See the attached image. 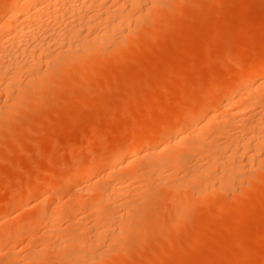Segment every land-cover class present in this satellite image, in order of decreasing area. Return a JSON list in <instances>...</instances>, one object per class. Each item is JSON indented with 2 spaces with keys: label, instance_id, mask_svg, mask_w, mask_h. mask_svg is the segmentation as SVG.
<instances>
[{
  "label": "rangeland",
  "instance_id": "rangeland-1",
  "mask_svg": "<svg viewBox=\"0 0 264 264\" xmlns=\"http://www.w3.org/2000/svg\"><path fill=\"white\" fill-rule=\"evenodd\" d=\"M173 1L164 0V3L156 6H147L149 13L148 20L144 22L146 27L143 24L144 27L141 29L144 31H137L139 36L135 38V43L128 52L114 53L115 56L109 57V61L108 59L103 61V65H95L97 67L88 71L90 74L86 73L89 75L87 78H81L80 81L76 79L80 84L72 81L71 84H77L63 87L65 86L63 83L62 87L60 85L58 87V84L54 85V88L49 87V92L40 95L36 102H32L33 105L31 101L34 100L26 99L19 105V109L5 112V116L0 119V226L5 229L8 227L6 229L8 230L9 227L11 229L17 225L21 226L23 222L26 223L22 226L23 235L17 239L19 242L0 251V264L10 259L9 252H14L12 256H18L14 258L16 262L13 264H25L23 263L25 253L28 255L39 249L45 232L50 233V229H53L51 223L38 218V210L42 207L40 193L38 195L26 192L21 201L15 197L24 185L25 190L30 184L37 183L39 177L38 183L43 182L42 177L50 182V195L58 194L55 196L54 205L65 204L67 209L69 207L68 215L66 207L64 208L66 216L61 218L63 221L60 219L56 222H60L62 226H69L71 232L66 230L70 234L77 230L80 233L82 228H78L81 227L78 225L82 222L89 225L91 219H87L88 222L83 219L94 215L92 211H89L91 215H86L88 198L73 202L76 189L88 182H95L101 173L104 175L107 171L111 173L115 170L112 164H101L88 175L74 178L72 173L74 175L80 165L105 155L107 151H113L111 149L114 147L119 148L127 144L130 128L147 116V120L156 118V123L161 122L165 125L159 132H166L167 125L174 120L173 117L175 118L176 114L190 112L194 107L192 103L196 104L204 95L211 93L212 86L227 79V82L233 81L253 61H263L264 0ZM147 4L152 5L150 2ZM153 7L154 9L150 10ZM138 75L141 79L137 77ZM259 77L260 80H264L263 74L255 78ZM67 81L71 82V79ZM118 95L122 97H117ZM238 95L237 92L231 96L219 97L215 102H210L202 115L209 113L219 115L223 111L222 104L224 102L235 104L239 99ZM1 99L2 103L4 100L10 101L3 95ZM179 108L184 110L180 112ZM255 168L256 166L251 167L250 170V174L254 173V181L250 179L249 183L253 184L248 187L252 188H248L247 180H244L246 187L243 185L242 194L237 195L241 185H236L234 189L237 191L234 190V193L229 190L224 192L225 194L219 192L210 195L206 202H201L197 208L184 210L185 213L176 211L175 201L167 199L169 193L165 192L167 195L161 193L162 190L151 193L152 189L149 190L150 193L145 194V197L147 195L148 197L141 198L138 209L136 207L133 217L128 219L133 220V223L131 221L127 223L132 229L127 227L125 236L123 237V233L122 237L118 236L116 240L108 236L106 238L108 240L105 239L103 242L104 245L101 244L102 247L113 248L109 255L111 258L105 263L264 264V174L260 181L255 180L257 176L258 178L261 176L260 170ZM174 176L175 174L170 175L172 180L177 179ZM130 179L125 182L129 184L132 181V178ZM133 181L137 182L134 178ZM134 185L137 183L132 184ZM157 193L160 194L161 200L154 198L157 197ZM67 200L69 201L66 202ZM122 200L121 198L120 201ZM82 209L87 212H82ZM139 209L142 212L139 213ZM61 210L63 211V207ZM60 224L56 223L58 225L56 227ZM114 244H117L116 247ZM41 254L44 256L41 255V258L30 264L64 263L62 257L58 259V256H53L51 252Z\"/></svg>",
  "mask_w": 264,
  "mask_h": 264
},
{
  "label": "bare ground",
  "instance_id": "bare-ground-1",
  "mask_svg": "<svg viewBox=\"0 0 264 264\" xmlns=\"http://www.w3.org/2000/svg\"><path fill=\"white\" fill-rule=\"evenodd\" d=\"M163 1L0 0V99L2 95L10 99V101L4 100L3 103L1 102L3 100H0V119L5 116V112L18 108L24 100H34L31 101L33 105L32 102H36L40 95L46 91L49 92V87L54 88V85L57 84L58 87L59 85L62 87L63 83H65L63 87L73 86L79 83L76 79L80 81L81 78L89 76L86 74H90L88 71L97 67L95 65H103V61L107 59L109 61V57L114 53L124 54L125 51L128 52L135 43V38L139 36L137 33L143 30L141 28L144 22L148 20L149 10L147 6H156ZM149 2L152 5L147 4ZM151 9H154V7ZM138 30L140 31L137 32ZM262 55L264 56V49ZM248 66L233 81L227 82V79V81H224L225 84L221 81V84L214 85L215 87L212 86L213 91L211 93L206 95L203 93L204 96L199 99L200 101L196 104L192 103L194 107L191 108L190 112L180 113L184 109L179 108L180 112L177 113L180 114H176L175 118L173 117L174 120L167 125L166 132H159L161 127L163 128L165 125H162L159 121L160 124L156 123V118L155 120L153 118L147 120V116L134 126L130 125L132 126L131 130L128 131L130 136L129 139L127 138L129 142L120 145L122 148L114 147L115 149H111L113 151H107L108 153L106 152L105 155H100L101 157L90 159L84 165H80L79 170L77 169L78 171L74 175L72 173L74 178L88 175L101 164H112L115 167L113 172L108 173L107 171L104 175L101 173V176L97 175L95 182H88V184L76 189L74 199L72 198L73 202L84 197L88 198V203L86 202V206H88L85 207L88 211L86 215H91V213L94 215L91 218H89L90 216L84 219L81 217L83 221L91 219L90 222L87 220L90 223L89 225L86 222L78 225L81 226L78 228H82V232L79 233L77 230L74 233L72 229L74 234H70L69 226H62L60 222H56L61 218L63 219L66 212L68 215L69 207L67 209L64 206L65 204L54 205L56 203L55 196L58 194L55 196L50 195V182L42 177L41 181L43 182L38 183L40 181L39 177L37 183L30 184L25 190L23 188L26 185H24L15 197L21 201L26 192L30 194L37 193L38 195L40 193L42 207L38 210V218L51 223L50 226L52 225L53 229H50V233L45 232V237L42 240L40 239L39 249H35L28 255L25 253V262L23 263L30 264L41 258V255L44 256V254H41L42 252H51L53 256H58V259L62 257L63 264H106L105 261L111 258L109 255L113 252V248L102 247L103 242L108 236V238L116 240L118 236L122 237L123 233L128 230L127 227L131 228V225L128 224V226L127 223H130L129 221L133 223V220L128 221V219L133 217L134 210L136 207L138 209L141 200L148 197V195L145 197V194L149 190L152 189L151 193L158 190H162L161 193H169L167 199L174 200L176 211L182 213L188 208H197L198 204L206 202V198L210 195L228 192L229 190L234 193L237 191L234 189L236 185H241L240 190L238 189L241 193L236 192L237 195L242 194V189L245 186L244 180L248 182H246L247 187L253 184L249 183L254 176V173L250 174L251 167L256 166L255 169L260 170V178L256 175V178L254 177L255 180L260 181L262 174H264V80L255 77L261 74L264 75V58L263 61L255 60ZM98 69L96 68V70ZM68 79H71V82L67 81ZM139 79L141 78L139 77ZM72 81L77 83L71 84ZM237 92L239 94L238 101L235 104L224 102L221 106L223 111L219 115L210 113L202 115L210 102H215L221 96H231V94ZM119 95L117 97H122ZM173 113L175 114V111ZM155 115L158 116V114ZM147 126L151 128H147ZM145 129H150V131L147 132ZM20 133L22 134V132ZM29 133L32 132L29 131ZM30 134H25V136ZM188 138L190 139L187 141ZM191 138L193 141H191ZM173 174L177 179L173 178L174 180H172L170 175L173 176ZM176 174H179L180 177ZM30 176L32 177V175ZM128 178L129 180L132 178L129 184L126 183ZM133 178L137 182H134ZM141 182L146 186V190L148 187L147 191L144 190L145 188ZM134 183H137V185L132 186ZM248 188H252V186ZM159 195L157 193V197L154 198L161 200ZM121 198L122 201H120ZM118 200L119 202H117ZM138 200L139 203H137ZM157 202L159 203V201ZM77 206L79 207V205ZM82 206L84 207V205ZM62 207L64 212L67 209L65 213L61 210ZM65 207L66 209H64ZM140 209L136 211L142 212ZM38 218L36 217V219ZM55 222L60 226L56 227L58 225ZM24 224L26 223L23 222L21 226L17 225L14 227L15 229L9 227L8 230H6L8 227L5 229L0 226V232L4 231L0 234V251L6 249L9 245L12 246L15 242H19L17 239H20L23 235L24 227L22 226ZM64 232H66L65 235H62ZM214 232L216 233V231ZM44 235L42 234V236ZM28 244L30 245V243ZM108 244L111 243L108 242ZM12 254L14 255V252L7 254L10 259L5 260L6 262L3 264L14 263V258L18 256H12Z\"/></svg>",
  "mask_w": 264,
  "mask_h": 264
}]
</instances>
